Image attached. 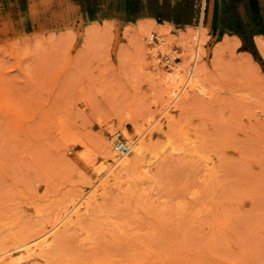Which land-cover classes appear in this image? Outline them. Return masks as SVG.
<instances>
[{
  "label": "rangeland",
  "instance_id": "374dc122",
  "mask_svg": "<svg viewBox=\"0 0 264 264\" xmlns=\"http://www.w3.org/2000/svg\"><path fill=\"white\" fill-rule=\"evenodd\" d=\"M52 1L25 28L0 0V253L92 198L23 264H264L260 0ZM150 126V160L94 195L112 144Z\"/></svg>",
  "mask_w": 264,
  "mask_h": 264
},
{
  "label": "bare ground",
  "instance_id": "6f19581e",
  "mask_svg": "<svg viewBox=\"0 0 264 264\" xmlns=\"http://www.w3.org/2000/svg\"><path fill=\"white\" fill-rule=\"evenodd\" d=\"M174 2H177V0H174ZM260 2L262 5V15H260V16L262 17L264 15L263 14L264 13V0H260ZM52 3H53L52 0H38V1L21 0V8H20V11H21L20 23H21V25L24 26L25 28L35 26V24L42 25L50 13V7H51ZM58 6H60V8L63 6V0H58ZM65 23H66L65 26H67V27L73 26V23L71 22L70 19H67V21ZM202 29L203 28L201 25L199 27V35H200ZM78 30H79V28H78ZM199 35H197L198 38L196 37L198 39V44L201 41ZM162 41L164 44H166V42H167V40L165 41V39ZM167 44H168V42H167ZM198 48H199V46H198ZM196 55H198V49H197ZM197 58H196V60H197ZM171 62H172V60H171ZM178 65L177 66L174 65V66H176L175 67V69H176L175 73H173L172 75L167 77L168 80H170V82H172L174 85L178 84L179 81L183 82L182 71H181L180 66L178 67ZM194 65H196V63ZM190 72H191V74L187 78V81L185 82V84L187 83L192 90H199V91H202L203 93H205L204 88H203V82H202L203 81L202 69L197 68V69L191 70ZM179 87H181V86L179 85ZM176 88H178V85L176 86ZM179 90L180 89H178V91ZM177 95H178V93L175 91L173 96L177 97ZM170 99H171V101L168 103L167 108H165L164 111H166L169 108V106L172 105L173 101H175L176 98L173 99L170 96ZM164 117H165V115H164ZM149 128H151V126L147 127V128L145 127V129L143 128L144 130H139V132L137 133V136H133L132 138L126 140L125 142L112 144V146L110 147V156H111L110 160H111V165H112L111 168L114 169V172H113V174L111 173L112 175L109 178H107L106 180H100L99 179V182L94 184V186L91 188V190L96 188L94 195H96V193L102 192V191H103V194H105L104 192H106L109 189L111 190V187H114L112 185L115 182L119 183L120 182L119 180L122 178V177H120L119 174H123V173H120V171L122 170L121 172H123L125 167L127 168V166H129V165L130 166L133 165V166H135V168L140 169L143 165L142 162L145 158L147 159V161L150 160L149 155L151 154V152L149 149V141L152 139L154 131H156V130H154V128L153 129H149ZM122 143H124V144H122ZM121 144L126 145V147L128 148L127 153L122 154L121 152H119ZM136 162L139 163L138 166H136ZM119 177H120V179H119ZM101 195H102V193H101ZM92 196L93 195L91 194V197ZM83 199H85V198H83ZM92 200H94V199L89 198V199H86V202L80 201L79 203H77L74 206H72L71 208H69V210L58 219V221L56 222L55 225L46 229L43 234L39 235L34 240H32V241H31V239L27 240L15 248H10L4 252H1L0 253V264H23V262L27 261L28 259H31V256L33 257L35 255L36 256L41 255L42 253L48 251L47 249L54 244L55 237L57 236L56 234L58 232V229L61 227V225H63V224L65 225V223L72 224V223L76 222L79 218H81L83 211H84V214L89 211V207L92 204ZM42 255H44V254H42Z\"/></svg>",
  "mask_w": 264,
  "mask_h": 264
},
{
  "label": "crops",
  "instance_id": "0c3cea01",
  "mask_svg": "<svg viewBox=\"0 0 264 264\" xmlns=\"http://www.w3.org/2000/svg\"><path fill=\"white\" fill-rule=\"evenodd\" d=\"M237 1H242L243 3L247 4V2L249 3L251 10L254 12V9H257V5L255 3V1L253 0H237ZM255 15V14H254Z\"/></svg>",
  "mask_w": 264,
  "mask_h": 264
},
{
  "label": "built area",
  "instance_id": "2783aa9c",
  "mask_svg": "<svg viewBox=\"0 0 264 264\" xmlns=\"http://www.w3.org/2000/svg\"><path fill=\"white\" fill-rule=\"evenodd\" d=\"M121 141H119V142H117V143H120ZM122 144H124V143H122ZM121 144V146H120V150H119V152H121L122 154H124V153H127L128 152V148L126 147V145H122Z\"/></svg>",
  "mask_w": 264,
  "mask_h": 264
}]
</instances>
